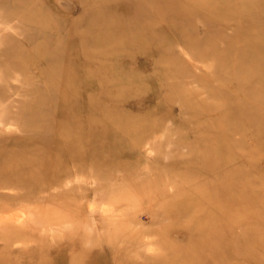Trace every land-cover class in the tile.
Returning <instances> with one entry per match:
<instances>
[{"label": "rangeland", "instance_id": "374dc122", "mask_svg": "<svg viewBox=\"0 0 264 264\" xmlns=\"http://www.w3.org/2000/svg\"><path fill=\"white\" fill-rule=\"evenodd\" d=\"M141 1L0 0V264H264V0Z\"/></svg>", "mask_w": 264, "mask_h": 264}, {"label": "bare ground", "instance_id": "6f19581e", "mask_svg": "<svg viewBox=\"0 0 264 264\" xmlns=\"http://www.w3.org/2000/svg\"><path fill=\"white\" fill-rule=\"evenodd\" d=\"M90 1L93 4H87V8H85L87 14L86 17L89 18V21L85 25V29L87 32L90 31V33H92L96 38L92 40L90 39L88 43L91 45L102 44L104 46L110 44L112 45V43L115 44L118 43L120 45L117 49V52L123 50L127 45L130 44L140 45L141 38L138 36H141V33L147 32L149 29H151L155 24L154 22L156 18L163 16L167 11V9L163 10L160 7H157V9L156 7L151 8L146 4V2L137 0L138 2H135L132 5V9L134 13L130 15L129 18H126V8L123 11L119 12L115 10H110L108 7L110 4L117 2L120 3V1L122 0H90ZM175 1L176 2L172 7L176 9L178 13L179 12L181 13V11L184 12V10L186 11V9L187 11L190 9L193 10L197 8L200 9V3L198 5H195L196 3H198L195 1L186 0L188 1L187 5H185L184 3L185 0H175ZM183 6L186 7V9L183 8ZM121 25L124 28H126V31L122 32L121 30H119ZM247 110H249V108H244L242 112L245 113ZM259 123H261V119L259 120L253 119V121L250 122L251 124L250 128H256L259 125ZM25 163L29 164V161ZM241 166L242 163L238 164L239 169ZM219 173L222 176H225V170L223 168H220ZM243 257H245V255H243ZM241 264H245V262H242Z\"/></svg>", "mask_w": 264, "mask_h": 264}]
</instances>
